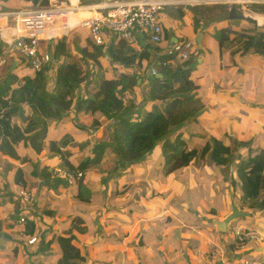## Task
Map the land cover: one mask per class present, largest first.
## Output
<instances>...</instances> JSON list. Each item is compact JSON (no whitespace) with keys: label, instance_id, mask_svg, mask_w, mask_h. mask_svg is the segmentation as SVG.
Returning <instances> with one entry per match:
<instances>
[{"label":"crops","instance_id":"1","mask_svg":"<svg viewBox=\"0 0 264 264\" xmlns=\"http://www.w3.org/2000/svg\"><path fill=\"white\" fill-rule=\"evenodd\" d=\"M2 1L3 0H0V7L3 3ZM55 1L61 0H32L29 4L24 0H20L19 5L15 6V10L7 12L20 11L24 8H38L39 6L50 5ZM67 1L72 4L79 3L82 5H96L113 2L115 0H95L96 2L92 3H89V0ZM201 1L202 4L197 6L182 3L180 5L166 7V12L164 13V10L162 11L163 13L161 12L160 19L163 26V41L158 46L161 49V52L153 55V58L160 55L164 56L162 54H164V51L169 47L185 40H190L195 43L193 53L196 60L192 65L193 69L190 71L189 78L194 83L193 94L199 99L203 109L197 115L196 119L187 122L184 127L181 128L187 133L195 132V134L190 133L195 135L192 137L193 142H197L199 139L200 141L205 142L210 137H214L215 133L220 136L221 134L223 136H228L230 129L223 131V126L218 125L217 119L224 120L244 115L243 113L239 114L231 112V109L249 108L250 110H253L252 112L250 111L249 115L254 116L257 114L254 110H263L264 108V105L261 104L264 103V98L260 97L258 101V94L256 95V88L264 85V56L256 53L253 48L245 53L242 47L233 41L232 33L228 35L229 40H226L225 38L220 39L216 36L218 31H222L228 27H231L233 32L240 31L251 34L262 32L264 30V14L258 13V11H255L253 8L255 5L259 4L247 2L246 0H239L235 3L227 2V0ZM233 4L246 5L245 7H242L243 11L237 9L238 13L252 16L256 19V23H246L241 21L234 23L224 22L223 20L228 15V11ZM215 6H225L228 8L227 14L218 17L215 21L208 22V14L205 12H207L208 7ZM0 13L6 12L0 11ZM216 13L219 15L222 12L219 10ZM82 17H84V15L78 16V18ZM11 20L16 23L15 19L0 17V55L2 54L0 60L3 57L6 58V63L0 68L4 67V69H6L7 67L8 69L4 77L0 75V82L9 74L16 73L19 78V85L21 86L23 84V78L27 75H31L34 71L32 68L28 69V60L26 58H24L18 51L17 53L15 51L12 55V52H10L11 49L4 42L5 34L7 32L12 33L13 36H15L16 25L10 26L9 24ZM77 29L80 28H76L72 32L63 36L66 39L68 50L74 57L82 56L81 51L83 49H88L89 51L92 50V46H90L92 45L91 43L88 41L86 42L80 35H74ZM199 34H202L200 46L197 42ZM6 38L13 37L7 36ZM42 48L46 53L51 52L46 45V42H42ZM105 60L108 62L106 58ZM72 61L73 58L69 57H65L63 60L65 65ZM182 63L183 61L181 60H174L173 67L181 66ZM13 65L14 68L10 70ZM149 66H153L150 61H144L141 65L133 67L132 69H124L120 67L121 71L119 70L118 75L124 76L127 79L122 83L121 80H117L118 77H116L115 81H120L122 83H120V85L118 84L119 86H125L132 89L131 91L134 92L138 102L145 98V101L149 105V110L153 109L154 106H158L163 110L165 94L167 92L159 91L157 84L154 82L155 78L153 75L148 74ZM21 69H25L22 74L19 71ZM185 69L186 71L189 70L188 67ZM160 78H162V75ZM171 81L174 92L179 93V76L173 77ZM131 84H133V86H131ZM94 92L95 90H93L91 94ZM106 99V105L110 104L113 107L120 105V103L114 101L113 96H107ZM26 110V114L31 115L32 112L29 107H27ZM211 110H217V113L212 114ZM98 116V114H95L94 116L90 115V117L85 115L81 118L80 116L72 117L70 115L63 117L59 122L50 125L48 128V140L46 141L47 150L43 151L39 156L34 155L32 150L23 141L16 149L17 157L1 156L0 154V170H5V172H0V264H55L54 258L58 253L57 243L51 244L50 248L46 250V253L38 252L36 246L25 245V243H28V237L27 235H24L22 229L17 227L16 219L12 217V215H15L20 209V207L17 208V202L14 200L18 195L17 193L19 189L13 180V175L17 170L23 171L25 179L28 182L27 185L32 191H37L36 206L38 207L41 200L45 199V190L48 187L44 186L39 178L33 176L34 164L38 161L42 166H48L49 168L61 164L62 162H59L58 157L54 155L55 153L51 143L58 142L67 134L73 138V142L64 149L65 152L69 153L67 156L69 162L76 166L82 159L90 157L92 155L93 147L91 145H86L84 147L83 144H90L91 140H100L103 137L95 138L96 136L93 135V133L99 131V126L96 129H89V127H82L81 124L86 125L87 123H91L90 121L94 119L93 117L96 118ZM101 117H103L102 121H100L101 124L104 121H107L105 130L103 131L104 133H102L104 135L108 132L110 122L106 117ZM210 120L215 121L206 122ZM226 122L228 123V121ZM187 135H189V133ZM216 137L220 139L217 135H215L214 138ZM165 163L166 161L161 155V150L157 148L153 154H149L141 162L126 167L127 170L123 171V174L126 175L124 176L125 182H122L123 186L120 187L118 194V200L120 203L116 205L109 204L111 205L109 207L107 205L106 195L101 197L100 203L103 204L104 202L109 211L104 216L103 221H101V217L95 216V214L99 215L97 210H92L94 208L91 209V203L94 200L95 195L98 194V192L95 194L94 192L98 187L102 186H97V183H94L95 181H93V176L90 175V171L85 173V182L81 187V193L83 195L82 198L87 196L86 200L89 201L85 202L88 203L85 206L86 208H83V206H81L82 203L80 202L74 203L72 201L75 199L74 197L70 199L75 214L83 221V224L78 226L81 227L82 233H77L76 229V231H73L77 238L76 243L82 253L83 251L87 254L88 252L91 253L94 246L96 252H104L101 254L102 256L98 255L102 257V262L107 264L109 262L108 259L112 257L111 255L117 256L116 264H125L124 262L126 258L130 259L131 256L137 259L134 264H146V262L150 260V252H158L166 262L165 253L167 247L174 246L175 243L179 245L187 244V240L185 241V238H182L184 235H187L189 239L191 237H197L195 239H200L199 237L202 235L204 236V233H208L207 236H209L212 232L214 235H217L216 239L213 240H217L219 243L218 252L214 254V256H217L216 262H214L215 264H226L227 262L230 263L241 259H254L264 254V249L260 246L257 247V244L254 241L244 242L237 251H234V253L231 252L227 246L228 242H234L232 236L235 230L245 228L264 233V228L259 229L258 227H254V221L252 219H247L245 217L246 214L243 218H239L240 221H233L234 225L233 222L228 225V233H221L217 230L215 222L224 221L226 218L225 214L227 213L223 210V207H220L221 198L228 201L227 210H230L231 208L235 210L240 207L238 206V199L235 200L232 198L229 185L228 192H223V187L225 188L227 185L225 182L227 180L225 176H219L212 167L204 164L205 162L200 166V169L195 165H190L177 172L165 174ZM118 169L121 170L125 168L119 167ZM128 169L131 171L130 177L133 181L129 180L127 174L130 172H128ZM205 169L206 172H204ZM215 184L220 186L219 194L218 192L216 193L217 186ZM203 186L208 188V190ZM8 192L12 197L7 198ZM55 193L56 196L65 198L69 192L62 190L59 187L58 189H55ZM101 193L102 195L106 194L104 191ZM130 193L132 194L130 195ZM188 193L192 195L190 197L193 201L192 203L196 206V212L201 214V219L197 221H192L190 218L191 216L185 214V211L181 209L184 207V204L189 201L187 196ZM129 195L131 198H128ZM226 206L227 205H224V207ZM125 208L128 211V218L125 217L124 214ZM90 210L91 212H89ZM206 211L208 212L206 213ZM223 212L225 218L216 217V215L223 214ZM86 215L89 218H87ZM51 216H54L53 212ZM120 216H122V218ZM37 218H39V216ZM107 219H114L115 224L112 220V227L106 226L105 221ZM90 220L94 225H89L91 223ZM111 220H107V222ZM119 220L122 221L121 224H119ZM39 221L40 222L36 220L35 231L38 235L41 234L43 237V234L47 230L44 226L42 227V225H39V227L37 226L38 223H41V218ZM126 221L127 225L125 223ZM206 222H212V226H205ZM60 223L62 226H66V222L64 221H61ZM201 226L205 228L204 233L203 231L195 229H201ZM98 229L101 234L100 237L97 236L98 234L96 233L93 238L87 239V237L91 236V232L89 231L96 230L98 232ZM53 231H55V233L50 239L46 240L43 237L45 242L50 241L54 236L64 234L57 229H54ZM176 234H180L179 239L175 237ZM107 246L113 248L108 250L106 249ZM34 252H36V254H34ZM49 252L52 253V255H50ZM111 252L113 254H109ZM85 253H83L84 256L86 255ZM182 255L186 263V260H188L189 257L187 251L185 250ZM178 261H181V258L177 257L175 260H172L174 263Z\"/></svg>","mask_w":264,"mask_h":264},{"label":"trees","instance_id":"2","mask_svg":"<svg viewBox=\"0 0 264 264\" xmlns=\"http://www.w3.org/2000/svg\"><path fill=\"white\" fill-rule=\"evenodd\" d=\"M24 1L29 4L32 0ZM253 8L258 13L264 14V4L255 5ZM219 10L222 13L215 14ZM227 11L228 8L225 6H215L208 7L205 13L208 14L207 19L210 22L226 15ZM232 35L233 41L241 46L245 53L253 48L256 53L264 56V30L255 34L234 31ZM216 36L229 40L224 30L218 31ZM52 41L53 45L50 48L52 61L44 64L40 71L25 76L21 86L16 73L9 74L0 82L1 156L17 157L16 149L22 141L28 145L34 155L39 156L47 150L46 141L50 125L59 122L65 116L82 118L85 115L90 117V115L101 114L112 121L115 129L110 143L97 142L92 145L93 157L82 159L75 166L69 162L67 159L69 153L64 150L73 142L70 135L67 134L58 142L51 143L54 155L58 157L59 162L65 163L68 170L83 174L78 185L81 195L79 198L83 197L81 187L85 182V173L91 165L98 166L101 163L107 148H113L112 151L118 157L120 168L141 162L159 148L166 161L165 174L177 172L190 165L201 166L206 162L219 176L226 177L227 185L223 187V192H228L229 185L232 198L238 199L239 210H243V204H246L264 219V155H260L258 149L252 148V142L233 140L232 145H228L210 137L204 145L195 144L194 148L189 150L183 136L176 135L177 130L184 127L187 122L196 119L203 109L201 102L193 94L194 83L189 78L190 71L193 69L192 65L196 60L193 52L181 66L173 67L175 55L162 54L164 56L153 58V55L161 52V49L159 45L149 44L146 39L141 42L140 38L138 49L122 41L118 43L113 41L108 46L93 45L91 51L88 49L81 51L80 59L89 67L94 66L92 72L88 73L81 66L80 60L75 59L68 50L64 37ZM65 57L73 58V61L65 65L63 62ZM101 58H106L114 70L120 67L132 69L144 61H150L158 75H162V78L153 76L157 88L159 91L168 93L165 94L163 110L158 106H155L153 110H147L145 98L136 103L130 88L119 86L115 79H107L99 61ZM27 67L31 68L29 62ZM186 67L189 70L186 71ZM176 76L180 79V92L174 94L171 80ZM50 82L54 87L48 90ZM91 87L95 88L93 94L90 92ZM107 96H113L114 101L120 105L117 107L106 105ZM124 101H129V105L124 107ZM27 107L31 110V115L26 114ZM90 122L81 126L90 129L99 126L97 120ZM86 145L89 144H83L84 147ZM243 148L247 153H241ZM33 176L39 178L44 186L52 189L60 186L71 187L61 180L52 178L49 167L42 166L38 161L34 164ZM13 180L16 184L23 182L27 185L28 183L22 170L14 173ZM8 197H12L9 192ZM17 205V208L20 207L18 203ZM31 210L25 212L26 223L22 231L28 238L36 236L38 242L33 246L37 247L38 252L46 253L51 244L57 243L58 264H85L86 258L76 243L77 238L73 230H68L45 242L41 234L38 235L35 231L36 215ZM46 213L52 214L50 210ZM12 217L17 220L18 214ZM77 221L83 224L81 219L78 218ZM77 229L82 233L81 228L77 227ZM242 244L234 241L228 242L227 246L234 253ZM25 245L29 246L28 243ZM49 254L52 255L50 252Z\"/></svg>","mask_w":264,"mask_h":264},{"label":"rangeland","instance_id":"3","mask_svg":"<svg viewBox=\"0 0 264 264\" xmlns=\"http://www.w3.org/2000/svg\"><path fill=\"white\" fill-rule=\"evenodd\" d=\"M19 1L20 0H3L2 1L3 3L1 5V7H0V11L7 12V11L15 10V6L19 5ZM88 2L92 3V2H96V1L95 0L94 1L89 0ZM188 4L197 6V5L202 4V3H188ZM261 4H264V3H261ZM232 6L236 7L239 11H243L242 7H245L246 5L233 4ZM166 10H167V8L164 9V13L166 12ZM215 14H217V13H215ZM236 24H238V23H236ZM9 25L10 26H15L16 23H15V21L11 20ZM74 35L75 36L80 35L81 37H83V39L86 42L88 41L89 43L92 44L90 46H93V43L91 42L90 37H88L87 32L85 30L77 29L76 33ZM87 37H88V39H87ZM46 44H47L48 48L50 49L52 47V45H53V41L46 42ZM90 50H91V48H90ZM10 52H12V55H13L15 50L11 49ZM16 53H17V51H16ZM80 58L81 57H75V59L80 60L79 62L81 64V66L84 69H86V72L91 73V71H92L91 67H89L86 62L84 63L83 60L80 59ZM100 61H101L102 68H103L102 71L104 72V75H105V77L107 79L111 80V79H115L116 77H118L117 80H121L122 83L127 79L124 76H119L118 75V72H119V70L121 71V68H118L117 70H114L111 67V65H109L108 62L105 60V58L101 59ZM91 66L94 68L93 65H91ZM7 70H8L7 67H6V69H4V67L0 68V75L2 77H4L6 72H7ZM24 70L25 69H21L19 71L22 74ZM155 77H158V76H155ZM121 82L119 81L117 83L120 85ZM49 84L50 85L48 87V90H51L54 86H53V84L51 82ZM131 86H133V84H131ZM237 86H239V85H237ZM256 89H257L256 90V95L258 94L257 97H258V101H259L260 97L264 98V90H263L264 89V85H262L261 87H258ZM93 90H95V88L91 87L90 91L92 92ZM130 90H132V89H130ZM130 92L132 93V96H133L135 102L137 103L138 101H137V99H136V97L134 95V92H132V91H130ZM173 92H174V88H173ZM174 94H177V93L174 92ZM128 103H129V101H124L123 106L125 107V106L129 105ZM261 104L264 105V103H261ZM237 106H240V105H237ZM148 108H149V105L147 104L146 109L149 110ZM151 110H153V109H151ZM230 111L234 112V113H239V114L243 113L244 115L243 116L233 117V118H228V119H224V120H218L217 119L218 125L223 126L222 127L223 131L229 130V129H230V131H229L228 136H223L222 134L220 136L219 134L215 133V135L220 137V139L217 138V137L216 138L218 140L222 141L224 144H228V145H232V141L233 140L252 142L251 143L252 144L251 145L252 148L258 149L259 150V154L260 155H264V108H263V110H260V109L254 110L255 112H257V114L254 115V116L249 115L250 111L251 112L253 111V110H250L249 108H247V109H243V108L235 109L234 108V109H231ZM211 113L212 114H216L217 110H211ZM98 115L99 116L96 117L97 119L95 117H93L94 118L93 120H97L98 121L97 123L99 124V131L97 133H93V135L96 136L95 138H98V137H100V138L103 137V138L100 139L102 141H100L99 139L98 140L97 139L91 140L90 141L91 143L89 142L90 143L89 145H91V146L97 144V142L98 143H105V142L110 143L111 140H112L113 133H114L113 131L115 129V127H114L115 125H112V121L109 120L110 124L108 126L109 127L108 128V132L103 135L102 133H104L103 131L105 130V125L107 124V121H104L101 124L100 121H102L103 117H101L102 116L101 114H98ZM213 121H215V120H210V121H206V122H213ZM226 121H228V123ZM96 128L97 127H95V129ZM188 133H189V135H187ZM188 133L184 129H179V130H177L176 135L181 134L183 136V139H185L187 141V145H188V149L189 150L193 149L195 144L204 145L206 143V141L202 142V141H200V139L197 142H193L192 137L195 136L194 135L195 132H188ZM190 133H194V134H190ZM215 135H214V137H215ZM112 150H113V148H111V147L107 148L106 151L103 154L101 163L98 166L91 165L89 167V169L87 170V172H89V171L91 172L90 175L93 176L92 179H93V181H95L94 183H97V186H99V185L102 186V187H98L95 190L94 194L97 193V192H98V194L95 195V198H94V200L91 203L92 204L91 209L94 208L92 210H97L99 215L95 214V216L96 217H98V216L101 217V221L104 220V216L107 214V212H109L107 210V207L104 204V202H103V204L100 203L101 202V197L106 195V197H107V205L109 207L111 206L109 204H115L116 205V204L120 203V201L118 200L119 199V197H118L119 196L118 195L119 194V189H120V187L123 186V183L125 182V177L124 176H126V175L123 174V171L127 170V168L121 169V170L118 169L119 168L118 157ZM241 153H247L246 149L245 148L241 149ZM91 156L93 157V154ZM135 164L136 163H134V165ZM204 164H207V163L205 162ZM61 165L65 166V163L62 162ZM197 167L200 169V166H197ZM2 170L3 171L0 170V172H5L4 169H2ZM128 172H130V173L127 174V172H126V174L129 176V180H131V177H130L131 176V171H129V169H128ZM204 172H206V169L204 170ZM131 181H133V179ZM78 185H79V181L75 185H72L71 187L60 186V188L62 190H65V191L69 192L66 195L67 197H65V198H62L61 196H56L55 189H52V188L48 187L45 190V199L41 200V202L39 203L38 207L35 206V207L32 208V210L34 211V214L36 215L35 219L38 220V222H40L39 219L41 218V223L42 224L38 223L37 226L39 227V225L40 226L42 225V227L44 226L46 228V230H47L43 234V237L46 240L50 239L54 235V233H55V231H53L54 229H57L61 233H65L69 229H72L73 231L75 229L78 230L77 227L81 226V224H79L78 221H77V219L79 217H77V215L75 214L74 208L72 206V202L70 201V199L72 197H74L75 199L72 200V201L74 203H76V202L82 203L81 206H83V208H86L85 206H86V204H88V203H85V202H89V201L86 200L87 196H85L82 199L79 198L80 192H79V189H78L79 188ZM215 185L217 186L216 193L218 192V194H219L220 186H218L217 184H215ZM201 187H202V185H201ZM204 188L206 190H208V188H206V187H204ZM103 191L106 192V194L102 195L101 192H103ZM129 192H131V191H129ZM33 193H34V196L36 197L37 196V191L34 190ZM60 194H61V192H60ZM131 194L132 193H130V195ZM130 195L128 196V198H131ZM123 196H121V197H123ZM187 196H188L189 201L186 202L184 204V207H182L181 209H183V211H185L184 212L185 214L191 216L190 218H191L192 221H197V220L201 219V214L199 212H196L197 211L196 206L192 203L193 201H192V199L190 197L192 195H190L188 193ZM125 198H127V197H125ZM220 205H221L220 207H223L224 208L223 210L225 212H227V213L225 214L226 216L224 215V212H223V214L222 213L218 214V215H216L217 218H225L226 217L225 219H227L229 216H232L234 214V210L232 208H231L232 210L231 209L227 210L228 209V201L227 200H224V199L221 198ZM224 205H227V206L224 207ZM87 206H89V205H87ZM242 209L243 210H241V211H244V212H241L238 209L237 210H238L239 213H243V216H245V214H246L245 217L247 219H252L254 221V223H253L254 227H258L259 229H263L264 228V219L259 217V213H255L254 209L250 208L246 204H243ZM32 210H31V212H33ZM49 210L54 213V216H51V214L48 215L46 213ZM89 212H91V210ZM207 212L208 211H206V213ZM245 212H247V213H245ZM124 214H125V217H127V218L129 217L128 216V211H127L126 208L124 209ZM38 216H39V218H37ZM86 217L89 218L87 215H86ZM120 217L122 218V216H120ZM240 217L241 216L235 217L233 220H231V222L240 221V219H239ZM107 220H111V219H107ZM107 220L105 221L106 226L112 227L111 224H112V220L114 221V219H112L111 221H108V222H107ZM61 221L66 222V226L65 227L61 225V223H60ZM192 221H190V222H192ZM90 222H91V220H90ZM234 222H233V225H234ZM121 223H122V221L119 220V224H121ZM125 223L127 225V221ZM114 224H115V221H114ZM89 225L92 226V225H94V223L91 222ZM205 226H209V227L212 226V222L211 223L210 222H206ZM51 227H53V228H51ZM79 228H81V227H79ZM234 228H235V226H234ZM195 229L203 231V233H204V229L205 228L201 226V229H198V228H195ZM89 232H91V234H90L91 236L87 237V239L93 238L96 233L98 234L97 236H99V237L101 235L99 233V229H98V232L96 230H94V231L92 230V231H89ZM77 233H78V231H77ZM207 234L208 233H206V234L204 233V236L202 235L201 237H199L200 239H195L197 237H191L190 238L191 240L187 237V235H184L182 238H185V241L187 240V244L185 243V244L179 245V244L175 243L174 246H168L167 250H166V253H165L166 254V262H165V260L162 258V256L158 252H154V253L150 252V254H151V256L149 255L150 260L147 261L146 264H148V263H150V264H215L214 262H216V257L217 256H214V254H216L218 252L219 243H218L217 240L214 241L213 239H216L217 235H214V233H212V232L209 234V236H207ZM175 237L177 239H179L180 238V234H176ZM112 248L113 247H108V246L106 247V249H108V250L112 249ZM185 250L187 251V253L189 255L188 260H186V263H185V261L183 259V255H182ZM113 252H115V251H113ZM83 253H85V252L83 251ZM102 253H104V252H102V251L101 252L100 251L96 252L94 250V246H93V249L91 250V253L90 252H88V254L85 253L86 254L85 255V258H86L85 264H107L105 262H102V257H101ZM98 254L101 255V256H99ZM109 254H113V253L111 252ZM131 255H133V254H131ZM111 256L112 257L108 259L109 260L108 264H116L117 256L116 255H111ZM177 257L181 258V261H178L176 263L172 262V260H175ZM58 260H59V255L56 254V257L54 258L55 264H58ZM135 260H137V259H135L134 257L131 256L130 259L126 258L124 263L125 264H134ZM110 262H112V263H110Z\"/></svg>","mask_w":264,"mask_h":264},{"label":"built area","instance_id":"4","mask_svg":"<svg viewBox=\"0 0 264 264\" xmlns=\"http://www.w3.org/2000/svg\"><path fill=\"white\" fill-rule=\"evenodd\" d=\"M183 1L115 0L103 4L82 5L61 0L38 8H24L20 11L0 13V17L16 20L15 36L7 32L4 42L10 49L18 51L26 58L31 68L38 72L44 64L52 61L49 53L42 48V42H50L63 37L76 28L85 30L93 45L96 46H108L113 41L116 43L122 41L138 49L141 36L152 45H159L163 41L161 12L166 7L180 5ZM236 1L239 0H227L231 3ZM246 1L256 4L264 3V0ZM187 3H202V1L195 0V2ZM79 15H84V17L78 18ZM224 31L227 35L233 32L231 27L225 28ZM7 36L13 38H6ZM194 47L193 41L185 40L172 45L164 51V54L175 55V60L185 61L194 51ZM5 63L6 58H1L0 66ZM152 75L158 76L153 66ZM49 172L52 178L61 180L70 186L75 185L83 176L81 172H72L61 164L49 168ZM17 186L18 195L14 200L19 204L20 209L19 213L16 212L18 214L16 225L21 229L26 223L25 212L36 205L37 198L28 185L18 182ZM232 239L241 244L254 241L257 247L264 249V233L253 229L235 230ZM37 241L36 236L29 237L27 240L29 245H35ZM226 264H264V254L254 259L235 260Z\"/></svg>","mask_w":264,"mask_h":264},{"label":"water","instance_id":"5","mask_svg":"<svg viewBox=\"0 0 264 264\" xmlns=\"http://www.w3.org/2000/svg\"><path fill=\"white\" fill-rule=\"evenodd\" d=\"M224 22H228V23H234V22H246V23H256V19L253 18L250 15H246V14H240L237 11V8L232 6L229 11H228V15L225 17V19L223 20ZM202 34H199L198 38H197V42L198 45H201V39ZM143 41V37L141 36V42ZM144 46V44H143ZM49 57L51 59L52 54L51 52H49ZM14 65L10 68L13 69ZM148 74L152 75V66H149L148 68ZM158 77H161V75H159ZM140 83V81H139ZM237 216H243V213H239L237 209L234 210V214L232 216H229L227 219H225L224 221H220V222H215L216 226H217V230L221 233H228V225L231 223V220H233L235 217Z\"/></svg>","mask_w":264,"mask_h":264},{"label":"bare ground","instance_id":"6","mask_svg":"<svg viewBox=\"0 0 264 264\" xmlns=\"http://www.w3.org/2000/svg\"><path fill=\"white\" fill-rule=\"evenodd\" d=\"M195 2V0H184L182 3Z\"/></svg>","mask_w":264,"mask_h":264},{"label":"clouds","instance_id":"7","mask_svg":"<svg viewBox=\"0 0 264 264\" xmlns=\"http://www.w3.org/2000/svg\"><path fill=\"white\" fill-rule=\"evenodd\" d=\"M34 71V70H33ZM35 72V71H34Z\"/></svg>","mask_w":264,"mask_h":264}]
</instances>
